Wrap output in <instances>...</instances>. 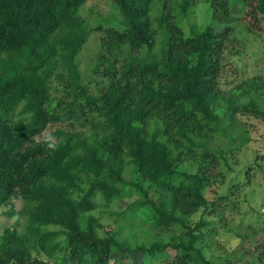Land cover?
<instances>
[{"label":"trees","instance_id":"trees-1","mask_svg":"<svg viewBox=\"0 0 264 264\" xmlns=\"http://www.w3.org/2000/svg\"><path fill=\"white\" fill-rule=\"evenodd\" d=\"M87 1L0 0V208L10 219L19 199L24 217L0 232V264H214L197 246L211 222L191 217L213 210L206 191L249 141L235 115L264 120L261 77L228 97L218 80L232 22L263 30L264 0H207L189 34L198 0H106L91 26ZM133 218L150 229L127 241ZM245 251L263 262L264 244Z\"/></svg>","mask_w":264,"mask_h":264},{"label":"rangeland","instance_id":"rangeland-1","mask_svg":"<svg viewBox=\"0 0 264 264\" xmlns=\"http://www.w3.org/2000/svg\"><path fill=\"white\" fill-rule=\"evenodd\" d=\"M208 6L207 0H198L194 4L187 19L182 22L186 34H189L190 26L200 27L209 22ZM233 11L240 14L236 6L233 7ZM110 13L106 0H88L80 10V15L89 26L92 25V20L98 19L100 15ZM234 22L232 23L236 29L235 39L238 41L229 40L228 47L223 53L221 75L218 79L220 89L227 97L229 96L227 94L242 81L253 77H261L264 80V29L257 34L250 33L245 30L240 21ZM91 35L92 39L83 46L79 55L80 65L83 68L84 65L89 64V59L96 50L95 47L99 45V41H96V32H92ZM235 50L238 54L234 53ZM235 119L241 127L245 128L249 141L241 147L234 159L229 158L231 169L220 168L222 176L220 174L219 181L213 183L212 190L206 191V196L214 200L213 210L204 215L202 211H199L191 217L192 223L198 222L201 216L211 222L208 226L201 228L204 239L200 238L197 246L214 264L222 263L230 258L235 264H255L252 254L245 255V250H255L256 245L264 244V173L260 171V168L253 167L255 156L258 153L264 155V120L241 114L235 115ZM259 163L263 165L262 171H264V160H259ZM179 169L194 172L196 165L184 162ZM132 200L133 198L117 201L111 209L122 212ZM12 206L15 214L10 219L2 215L9 207L0 208V232L6 228H12L17 222L18 231H22L23 204L19 199H15L12 201ZM147 212L141 210L139 215L145 218ZM138 221L139 218L131 221L135 224L131 227L132 229L123 225L124 230L120 232L123 239L131 241V233L135 232L134 234L140 237L139 233L150 229L149 225H136ZM142 257V255H136L135 264H141ZM258 264H264V260Z\"/></svg>","mask_w":264,"mask_h":264}]
</instances>
